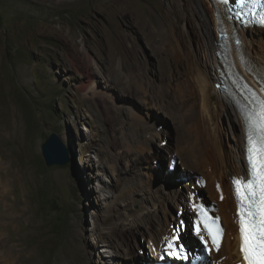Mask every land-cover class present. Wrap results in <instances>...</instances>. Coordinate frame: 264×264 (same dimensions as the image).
<instances>
[{
  "label": "rangeland",
  "instance_id": "obj_1",
  "mask_svg": "<svg viewBox=\"0 0 264 264\" xmlns=\"http://www.w3.org/2000/svg\"><path fill=\"white\" fill-rule=\"evenodd\" d=\"M185 1L0 0V153L13 175L5 192L14 204L21 202L8 228L14 234L3 247L7 233L0 231V264L17 256L16 264H123V257L143 264L151 255L147 229L115 227L137 205L122 198L109 214L106 205L121 197L142 167H149L144 180L151 176V186L161 183L170 157L178 162L173 177L189 184L201 175L196 167V176L184 172L167 150L183 136L177 115L147 110L140 99L145 92L157 99L167 87L176 92L191 78L188 72L197 71L203 28ZM187 1L197 10L196 0ZM198 101L196 94L189 100L196 112ZM140 118L162 128L163 142L149 140ZM229 119L238 127L230 103L215 120L225 149L235 130ZM51 133L66 143L70 164L46 165L41 146ZM144 147L142 166L126 171L129 155ZM196 191L201 205L212 202L205 184ZM152 202L161 206L162 220L175 216L172 197ZM190 224L187 233L195 239ZM181 235L187 245L201 247V240Z\"/></svg>",
  "mask_w": 264,
  "mask_h": 264
},
{
  "label": "bare ground",
  "instance_id": "obj_2",
  "mask_svg": "<svg viewBox=\"0 0 264 264\" xmlns=\"http://www.w3.org/2000/svg\"><path fill=\"white\" fill-rule=\"evenodd\" d=\"M185 3L191 13L195 14L197 12L203 28V40L199 46V54L195 58L197 71L193 75L192 71L191 73L188 72L191 78L184 79L180 85L178 83L176 92L170 91L169 87H167L161 95H159L160 92L158 93L157 99H152L147 92L142 93L140 99L141 103L147 107V110L156 109L158 113L168 118H173L174 114L177 115V123L184 130L183 134L181 133L183 136L177 141L175 148H168L167 150L170 156L175 155L174 157L179 158L181 165L184 166V172L189 171L196 176L199 173L192 168L196 167L201 175L198 178H194V180L191 179V183L187 184L182 182V179H180L182 177H173L168 169L169 171L167 170L163 177L164 180L158 185L151 186V176H149L148 180H144V176H148L146 170L149 167L147 165L145 168H141L142 174L136 169L139 172V176L136 174L135 180L133 179V181L126 184L123 191H121V197L112 199L106 205V208L108 214L117 211L115 204L119 203L122 198L131 205H137L136 209L133 210L132 216L121 218L120 222L115 224V227L136 229L141 226L147 229L150 236L149 248L151 255L147 258L144 257L143 264H152L159 258V254L164 251L167 242H173V238L180 234L181 228L182 230L185 229L183 232V234L185 233V241L201 240L202 234H194L196 236L195 239H191L187 233L188 229L186 226L190 222V228L193 229L192 224L196 218L194 207L196 204L202 203V199L196 190L205 184L208 187L207 193L211 201L217 203V208H215L214 212L221 216L222 224L225 228V236L219 250L212 249V258L215 264H243L242 255L239 251L240 237L238 216L236 215L237 203L233 196L232 178L247 179L244 126L241 119V121H238V127H236L233 120L229 119L235 130L228 143L229 149H225L220 140L221 128L215 121L217 118L221 119L227 113L230 103L217 89L219 87L221 65L217 58L218 21L215 15V8L218 9L222 17H224V13L222 12V6L213 3L212 0H196L197 10L189 9V1L186 0ZM256 28H258V31H248L249 29L241 31L243 38L241 49L244 63H241L238 59L235 61L239 68L244 69H240V71L248 80L249 85L264 84V28ZM159 30L162 33V30ZM104 84L108 85V80L105 79ZM82 88L84 89V86ZM216 91L220 93V96H218L215 104H212L211 100L213 95L217 93ZM195 94L199 100L197 112L189 104L190 98ZM137 123L139 124L138 127L140 126L149 133L150 141L158 140L163 142V130L154 121H144L140 118ZM2 127L0 125V128ZM9 127L10 124H6L4 129H10ZM66 140L65 138V142ZM241 144L244 147L243 151H240ZM144 150L145 147L144 149L132 151L128 157L129 161L124 167L126 171L142 166V161L144 160L141 155ZM5 157L0 153V231L7 233L6 238L1 242V247L6 246L12 238L11 234L13 231L8 230L14 219L12 213H15L16 209H21V202L14 204L16 201L11 199L8 193L5 192V187L8 186L10 177H13L12 173L9 174V170L5 171L6 167L3 163L6 161ZM171 160L172 157H170L169 162ZM157 169L160 170L161 168ZM193 185H196L194 190L191 189ZM182 186L186 187L184 195L179 193ZM164 196L167 198L172 197L175 200L176 212L175 216L173 215L171 218L165 217L162 220L160 218V205L152 201L159 200L160 197ZM221 196L223 199H221ZM185 217L189 220L187 225H184ZM203 241L206 240L204 239ZM203 241L201 240V242ZM200 243L198 246H200ZM206 247H208L207 242ZM117 255L122 258L120 251ZM127 258L123 257L125 260L123 264H138L133 258H128L130 260ZM18 260V256L14 257L11 264H16Z\"/></svg>",
  "mask_w": 264,
  "mask_h": 264
},
{
  "label": "snow or ice",
  "instance_id": "obj_3",
  "mask_svg": "<svg viewBox=\"0 0 264 264\" xmlns=\"http://www.w3.org/2000/svg\"><path fill=\"white\" fill-rule=\"evenodd\" d=\"M227 4L228 0H220ZM245 0H239L241 7ZM257 6H264V0H252L250 12L255 15L253 9ZM261 26H264V13L258 19ZM237 43H239L237 41ZM255 106L243 113L246 125V153L249 165L248 175L250 178H236L232 180L234 194L237 199V212L239 220V251L242 255L243 264H264V101L256 100L255 93L252 94ZM221 199L223 197L221 196ZM202 222L205 223V230L211 238V249L219 250L222 229L219 227L218 218L209 226L206 221V213L203 208L199 209ZM200 234V229H196ZM204 240V237H200ZM155 251V249H154ZM167 251L178 256L184 253L185 249L173 248V242H167Z\"/></svg>",
  "mask_w": 264,
  "mask_h": 264
},
{
  "label": "water",
  "instance_id": "obj_4",
  "mask_svg": "<svg viewBox=\"0 0 264 264\" xmlns=\"http://www.w3.org/2000/svg\"><path fill=\"white\" fill-rule=\"evenodd\" d=\"M41 151L47 166H65L71 163L67 146L56 133H51L43 141Z\"/></svg>",
  "mask_w": 264,
  "mask_h": 264
}]
</instances>
